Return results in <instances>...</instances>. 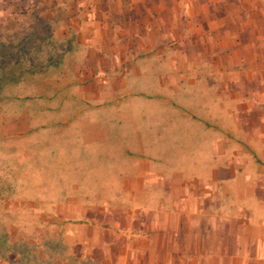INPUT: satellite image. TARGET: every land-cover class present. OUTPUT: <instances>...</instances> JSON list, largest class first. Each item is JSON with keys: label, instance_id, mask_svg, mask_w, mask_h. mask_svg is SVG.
<instances>
[{"label": "crops", "instance_id": "obj_1", "mask_svg": "<svg viewBox=\"0 0 264 264\" xmlns=\"http://www.w3.org/2000/svg\"><path fill=\"white\" fill-rule=\"evenodd\" d=\"M78 6L86 10L78 14L83 21L141 29L104 31L103 39H118L120 47L134 36L142 40L134 48H86L94 58L76 75L90 119L79 132L87 135L85 181L101 184L96 197L107 205L129 198L151 203L135 218L125 210L117 223L99 229L89 223L86 245L93 250L75 260L264 264V0ZM226 70L231 78H224ZM149 81L156 88L151 99L139 89ZM128 85L138 91L128 92ZM93 205L86 213H99Z\"/></svg>", "mask_w": 264, "mask_h": 264}, {"label": "rangeland", "instance_id": "obj_2", "mask_svg": "<svg viewBox=\"0 0 264 264\" xmlns=\"http://www.w3.org/2000/svg\"><path fill=\"white\" fill-rule=\"evenodd\" d=\"M86 1L0 0V38L6 42L26 37L22 66H34L33 73L17 77V69L11 74L16 79L0 80V259L5 264H82L75 258L93 250L86 245L93 236L89 223L96 229L117 223L125 210L127 219L135 218V210L151 203L129 198L107 205L108 200L96 197L101 184L85 181L87 135L79 132L90 119L77 71L94 58L86 48L120 47L118 39L115 44L112 38L103 39L104 31L141 30L128 23L83 21L78 14L86 10L78 3ZM128 39L120 48H134L142 41ZM49 54L56 64L47 66ZM223 57H230L229 49ZM224 73V78L232 77L230 70ZM151 83L139 86L148 99L156 90ZM137 89L128 85V92ZM90 204L100 208L99 213H86ZM8 255L15 259L6 262Z\"/></svg>", "mask_w": 264, "mask_h": 264}, {"label": "trees", "instance_id": "obj_3", "mask_svg": "<svg viewBox=\"0 0 264 264\" xmlns=\"http://www.w3.org/2000/svg\"><path fill=\"white\" fill-rule=\"evenodd\" d=\"M27 42L29 41H26V37L21 39L13 38L12 40L6 42H3L0 38V73L2 74V77L0 78L1 81L8 80V76L10 77L9 79H13L14 76H11V74H13L14 71L16 72L17 69H19L17 77L24 73H33V65L27 69L22 66V63L25 62L26 59ZM50 57L51 55L49 54L47 66L56 64V59Z\"/></svg>", "mask_w": 264, "mask_h": 264}]
</instances>
